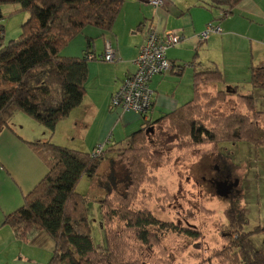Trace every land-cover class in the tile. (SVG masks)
<instances>
[{
	"label": "trees",
	"instance_id": "1",
	"mask_svg": "<svg viewBox=\"0 0 264 264\" xmlns=\"http://www.w3.org/2000/svg\"><path fill=\"white\" fill-rule=\"evenodd\" d=\"M241 1L212 0V5L214 8L226 6L231 12ZM123 3L124 0H0V132L11 127L16 112H23L49 135L44 141L23 140L47 172L22 194V204L5 215L2 224L8 225L20 241L45 232L53 242L52 255L46 264H156L154 260L146 262L143 250L161 249L164 233L181 232L193 239L201 237L196 228L161 221L148 208L133 210L128 206L129 201L137 200L140 187L146 182L145 160H156L155 168L162 161L160 152L150 149L149 137L157 126L172 136L189 138L188 149L190 145L210 146L199 158L209 156L213 165L225 167L228 173L229 163L221 152L222 144L243 142L256 149L264 147V125H261L264 111L255 109L253 93L242 94L235 87H217L214 93L201 91L207 89L205 86L222 85V74L216 66L195 70L192 98L157 120L144 122L140 129L125 137L128 147L119 144L104 150L103 142L93 147L102 143V154L116 147L123 151L120 157L127 187L124 194L114 187L117 182L114 171H110L106 182L102 176L98 177L104 162L101 155L93 157L91 152L50 141L57 123L83 102L87 62L91 60L87 55L92 46L89 40L82 57L62 56L61 50L88 26L110 30ZM4 4H17L27 13L18 38L8 41H4L2 24ZM249 71L251 87L264 89V64L250 65ZM112 96L111 108L114 107ZM231 96L237 108L222 116L214 115L216 107L230 104ZM164 146L160 147L167 149ZM84 175L97 176L98 185L105 193L99 203L107 248L93 242L86 199L76 189ZM154 181V178L150 180ZM223 214L228 226L220 234L224 244L212 257L219 264H264V240L260 249L253 244L255 235L264 234V224L247 229L248 216L237 200L229 201ZM163 264L173 262L165 259Z\"/></svg>",
	"mask_w": 264,
	"mask_h": 264
},
{
	"label": "crops",
	"instance_id": "2",
	"mask_svg": "<svg viewBox=\"0 0 264 264\" xmlns=\"http://www.w3.org/2000/svg\"><path fill=\"white\" fill-rule=\"evenodd\" d=\"M235 9H238L236 13ZM255 22L260 26L264 25V0H242L231 12H228L226 6L214 8L212 0H164L163 5L155 10L147 0H124L110 30L88 26L65 47L64 56L82 57L89 40L92 46L89 51L95 54H101L105 43L109 41L116 53L114 62H87L88 76L84 83L83 102L64 118L70 119L68 123L71 122L68 133L77 138L73 140L77 146L73 149L91 152L100 142L105 144L104 150L113 145L112 149L116 145L124 144L125 137L140 129L144 122L155 121L187 103L192 98L194 71L206 70L218 64L214 57L201 58L205 56L204 48L209 50L212 45L221 44L225 54H229L231 59L237 57L231 64L234 72L243 68L247 74L249 64H264V41L247 39L238 33L241 26H252ZM208 23L219 27L220 31L210 32L206 40L199 41L197 35ZM149 30L158 31L161 35L165 31L174 30L182 38L167 50L171 69L152 76L149 81L153 94L152 108L143 118L132 111L111 108L110 98L123 79L135 72L134 58ZM237 37L248 41L250 51L256 52L255 55L251 54L250 61L248 58L239 57L236 49L228 51L233 39ZM253 43L256 44L255 47ZM220 86L239 89L234 82ZM40 128L43 129L40 137H34L31 132V141L49 139L48 132L42 126ZM5 129L7 130L3 133L8 136V143L0 149V160L6 162L8 175L0 196V264H46L53 250V242L45 232L40 231L32 238L20 241L8 225L2 224L5 215L22 203L21 194L29 191L47 172L45 165L23 142L24 137H17L15 127L11 125ZM42 134L44 137H41ZM10 182L14 184V189Z\"/></svg>",
	"mask_w": 264,
	"mask_h": 264
},
{
	"label": "rangeland",
	"instance_id": "3",
	"mask_svg": "<svg viewBox=\"0 0 264 264\" xmlns=\"http://www.w3.org/2000/svg\"><path fill=\"white\" fill-rule=\"evenodd\" d=\"M237 10L235 9L234 13ZM1 11L3 12L4 41L18 38L21 32V25L27 18V13L20 10L17 4H4L1 6ZM238 33L247 39L256 38L264 41V25L260 26L258 22H255L252 26H241ZM242 37L233 39L228 51L236 49L239 57L248 58V61H250L251 54L255 55L256 52L252 53L250 51L249 42L244 41ZM255 46L256 44L253 43V47ZM65 47L60 52L62 56H64ZM71 48L70 46L69 49L71 50ZM203 50H205L203 53L205 56H201L202 59L216 58L218 62L216 66L222 74V85L234 82L238 86L240 93H253L255 109L264 111V89H251L249 83V66L251 64L248 66L247 74L243 68H239L234 72V70H231V64L237 57L231 59L229 54H225V49H223L221 44H214L209 50L207 48ZM88 54H91V52L89 51ZM205 87L207 89L202 88L201 91H210L211 93H214L217 87L223 88L220 85ZM230 98V104L216 107L214 115L222 116L237 108L234 107L233 96ZM240 111L241 113L245 112L244 108H241ZM68 120L70 119H62L57 123L54 132L50 136V141L73 149L77 147L75 146V141H73L77 138L74 137V134L71 137L68 133L67 130L71 125ZM11 125L15 127L17 137L20 139L21 135L25 141L30 140L33 134L34 137L39 138L43 130L40 125L23 112L14 114L11 119ZM261 125L264 124L261 123ZM154 129L153 135L149 137L153 147H150V149L160 152L162 161L160 166L155 168L156 160L153 158L152 160H145L147 165V169H144L147 173L146 182L140 187L137 200L134 203L129 201L128 206L133 210L148 208L161 221L172 222L181 227L196 228L201 233V237L193 239L181 232L164 233L161 235V249L157 247L148 251L143 250V256H146V262L154 260L156 264H163L165 259H169L173 264H207L208 261L211 264H219L212 257V254L224 244L220 234L222 230L228 227L226 226L227 222L223 212L229 201L237 200L245 208L248 216L247 229H251L257 224H264V147L256 149L251 144L243 142L222 144L220 146L221 152L229 163L230 172L228 173V169L225 167L220 169L215 163L213 165L209 156L199 158L200 153L209 149L210 146L192 147L190 145L188 149L186 145L190 142L189 138L172 136L158 126ZM6 130L4 129L0 132V149L4 148L8 143V136L3 133ZM44 131L47 132L46 129ZM41 137H44V134ZM163 144H165L167 149L160 147ZM124 145H126L125 147L129 146V144L125 143L122 146ZM119 148L116 147L110 152L100 153L95 157L101 155L104 161H102V166L98 170V177L102 176L103 182H106L110 171H114V179L117 182L113 185L120 194H124L127 190L126 177L123 171V159L120 157L123 151H119ZM90 151L92 153L94 149L92 148ZM212 157L214 158V154ZM218 168L220 170H217ZM7 173L6 162L0 160V196H2V190L4 189L3 183L7 182ZM222 176H226L230 180H237V184L229 191L227 197L217 195L215 190V182ZM152 178H154V182H150ZM13 179L15 180L14 177ZM9 184L14 189V184L12 182ZM76 189L86 199L87 219L91 227L93 242L97 246L107 248V235L105 228L101 225L99 203L100 199L105 197V193L98 185L97 176L84 175ZM113 198L115 199L114 196ZM117 203L115 200L114 205H117ZM126 235L130 239L132 238L130 234L126 233ZM262 240H264V234H258L253 237V244L257 249L261 248Z\"/></svg>",
	"mask_w": 264,
	"mask_h": 264
},
{
	"label": "built area",
	"instance_id": "4",
	"mask_svg": "<svg viewBox=\"0 0 264 264\" xmlns=\"http://www.w3.org/2000/svg\"><path fill=\"white\" fill-rule=\"evenodd\" d=\"M155 10L163 5L164 0H147ZM220 28L212 23L206 27L197 37L199 41L206 40L210 32H219ZM182 36L174 30L165 31L163 35L158 31L149 30L143 43L138 48L134 58L135 72L127 75L119 89L113 94L111 105L122 111H132L145 117L152 108V90L149 81L152 76L162 74L170 69L171 63L166 59L167 50L180 42ZM88 59H103L108 62L116 60V53L111 44L107 41L102 54L91 53ZM102 151V143L91 153L93 157Z\"/></svg>",
	"mask_w": 264,
	"mask_h": 264
},
{
	"label": "water",
	"instance_id": "5",
	"mask_svg": "<svg viewBox=\"0 0 264 264\" xmlns=\"http://www.w3.org/2000/svg\"><path fill=\"white\" fill-rule=\"evenodd\" d=\"M237 184V180L232 183H227L226 181H217L215 183V190L219 196L226 197L229 190Z\"/></svg>",
	"mask_w": 264,
	"mask_h": 264
},
{
	"label": "flooded vegetation",
	"instance_id": "6",
	"mask_svg": "<svg viewBox=\"0 0 264 264\" xmlns=\"http://www.w3.org/2000/svg\"><path fill=\"white\" fill-rule=\"evenodd\" d=\"M216 168H217V167H216ZM217 170H220V169L218 168ZM218 181H226L227 183H232V182L235 181V180H230V179H228L226 176H222V178L218 179ZM216 182H217V181H216ZM216 182H215V183H216ZM232 188H233V187H232ZM232 188H231V189H232ZM231 189H230V190H231ZM230 190H229V191H230ZM228 195H229V193H228ZM228 195H227V196H228ZM227 196H226V197H227Z\"/></svg>",
	"mask_w": 264,
	"mask_h": 264
},
{
	"label": "bare ground",
	"instance_id": "7",
	"mask_svg": "<svg viewBox=\"0 0 264 264\" xmlns=\"http://www.w3.org/2000/svg\"><path fill=\"white\" fill-rule=\"evenodd\" d=\"M166 59L168 60V57H167V55H166ZM169 70H170V69H169ZM169 70H168V71H169ZM168 71H167V72H168Z\"/></svg>",
	"mask_w": 264,
	"mask_h": 264
}]
</instances>
